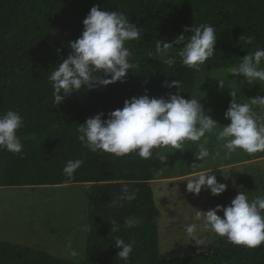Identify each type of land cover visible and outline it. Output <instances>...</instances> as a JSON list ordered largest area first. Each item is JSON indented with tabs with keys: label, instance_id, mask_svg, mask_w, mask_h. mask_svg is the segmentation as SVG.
Masks as SVG:
<instances>
[{
	"label": "trees",
	"instance_id": "16d2710c",
	"mask_svg": "<svg viewBox=\"0 0 264 264\" xmlns=\"http://www.w3.org/2000/svg\"><path fill=\"white\" fill-rule=\"evenodd\" d=\"M93 6L122 12L140 28L141 38L125 45L137 67L124 82L82 88L57 107L48 77L71 52L69 42L82 35L83 20ZM201 24L215 28L217 43L213 57L198 70L184 66L176 55L184 43L171 50L173 65L155 55L157 39L172 42L184 34L187 42L191 33L185 28ZM258 48H264V0H0V114L12 109L24 119L17 133L22 154L0 150V188L91 185L83 261L0 241V264H264V244L247 248L216 234L215 246L207 252L162 259L161 213L152 183L166 163L155 158V150L151 159L135 153L116 157L92 152L77 139L79 124L101 112L107 119L108 113L123 108L126 99L146 90L150 98L175 94L176 88L164 86L166 81H181L180 94L195 98L200 74L236 67ZM75 159H83L84 164L69 180L62 170ZM124 185L136 190L134 200L120 198ZM127 217L136 221L135 227L125 226ZM112 221L118 231H111ZM117 237L134 242L127 261L117 258Z\"/></svg>",
	"mask_w": 264,
	"mask_h": 264
},
{
	"label": "clouds",
	"instance_id": "9594fccd",
	"mask_svg": "<svg viewBox=\"0 0 264 264\" xmlns=\"http://www.w3.org/2000/svg\"><path fill=\"white\" fill-rule=\"evenodd\" d=\"M83 25L82 35L69 42L71 52L67 58L62 59L48 77L57 107L65 97L82 88L91 90L97 84L107 86L118 81L122 83L128 73L137 67L131 62L132 53L125 45L129 41L139 40L141 31L124 13L102 11L98 6H93ZM185 32L191 33L187 42L184 34L172 42L157 39L155 55L163 63L173 65L176 60L170 54L171 50L174 45L184 43L176 55L184 66L198 70L216 51L215 28L211 24L192 25L186 27ZM262 62L264 48H258L254 53L248 52L238 66L226 69V78H216L219 88H224L229 74L242 75L249 85H261L264 83ZM96 73L110 78H102ZM164 86L174 87L177 91L175 94L169 93L167 99L150 98L147 90L144 95L126 99L123 108L108 113L107 119H102L104 113L101 112L79 124L77 139L92 152H105L116 157L135 153L142 159H151L155 150V158L163 164L167 160L168 148L183 152L185 142L190 141L198 148L194 153L196 160L203 162L193 163L192 169L202 167L209 157H220L221 152L224 158L238 149L249 155L264 152V96L249 98L244 102L238 99V90L231 89L229 94L232 99L224 113L230 123L221 126L208 114L210 110L204 109L199 102L201 98L191 96V99H185L180 94L183 92L181 81H166ZM23 125V117L15 110L9 109L0 114V150L22 154L24 146L17 133ZM208 136H215L217 141L218 148L214 154L207 147ZM83 164V159L68 160L63 174L71 180ZM213 169L218 168L201 171L195 178L187 179V192L199 195L204 189L213 196L224 193L228 185L218 182L216 175L210 174ZM120 198L132 201L136 198V190L124 185ZM219 212L223 216L218 215ZM196 220H202L204 230L225 237L234 245L255 249L264 244V195L250 199L245 191H239L228 206L216 205L206 212L197 211ZM115 223L112 221L111 231L119 230L113 227ZM125 226L133 228L136 221L127 217ZM184 231L197 246H206V241L199 235L197 223L186 225ZM114 245L119 250L118 260H129L134 242H125L117 237ZM67 247L72 257L80 255L70 242Z\"/></svg>",
	"mask_w": 264,
	"mask_h": 264
},
{
	"label": "rangeland",
	"instance_id": "374dc122",
	"mask_svg": "<svg viewBox=\"0 0 264 264\" xmlns=\"http://www.w3.org/2000/svg\"><path fill=\"white\" fill-rule=\"evenodd\" d=\"M226 77V69L200 74L195 93V98H201L199 102L221 126L230 123L224 113L232 99L231 89L238 90V99L244 102L264 96V83L249 85L242 75L229 74L224 88H219L216 78ZM207 147L215 153L218 148L215 136H208ZM184 149L183 152L167 149L166 167L156 173L152 183L161 213L159 252L164 260L204 253L215 246V234L202 228V220H196L197 211L206 212L216 205L228 206L239 191H245L250 199L264 195V152L249 155L238 149L228 158L221 152L220 157H209L202 167L192 169L193 163H203L195 158L197 145L187 141ZM210 168H218L210 174L216 175L218 182L227 184V190L219 196L204 189L199 195L187 192L186 180ZM90 189V184L0 188V241L33 247L70 261H83L89 229ZM190 223L198 224L206 246H197L187 237L184 228ZM69 242L80 252L79 256L69 254Z\"/></svg>",
	"mask_w": 264,
	"mask_h": 264
}]
</instances>
